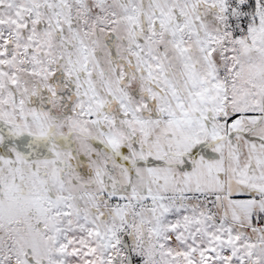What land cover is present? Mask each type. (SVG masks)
Segmentation results:
<instances>
[{"label": "snow or ice", "instance_id": "1", "mask_svg": "<svg viewBox=\"0 0 264 264\" xmlns=\"http://www.w3.org/2000/svg\"><path fill=\"white\" fill-rule=\"evenodd\" d=\"M0 264H264V0H0Z\"/></svg>", "mask_w": 264, "mask_h": 264}]
</instances>
